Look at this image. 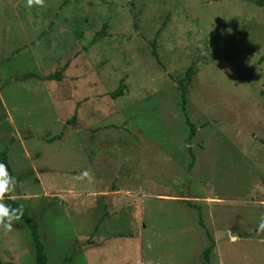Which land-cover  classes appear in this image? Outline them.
<instances>
[{
  "label": "rangeland",
  "instance_id": "rangeland-1",
  "mask_svg": "<svg viewBox=\"0 0 264 264\" xmlns=\"http://www.w3.org/2000/svg\"><path fill=\"white\" fill-rule=\"evenodd\" d=\"M26 2L0 0V151L48 262L206 264L212 245L208 264H264L263 9ZM67 59L61 80L35 76ZM0 261L35 264L19 220L0 227Z\"/></svg>",
  "mask_w": 264,
  "mask_h": 264
},
{
  "label": "trees",
  "instance_id": "trees-1",
  "mask_svg": "<svg viewBox=\"0 0 264 264\" xmlns=\"http://www.w3.org/2000/svg\"><path fill=\"white\" fill-rule=\"evenodd\" d=\"M248 1L253 2L257 6H260L264 11V0H248ZM104 26H105V23L103 24V28H104ZM103 28L99 32H96L94 38L92 39V43L97 41L102 36V34L104 32ZM151 44L154 46L153 42H151ZM151 53L157 59V53H156L155 48H153L151 50ZM260 59L263 60L264 55H262L260 57ZM68 64H69V61L67 59L65 61V63L59 69H57L53 72H50L46 75L36 74L35 76L37 78H40L43 80H61L62 76H63L62 72L67 68ZM194 72H195V67L193 65H190L186 69V71L184 72L183 76L180 77L179 79H177L178 86L180 89L182 106L186 101L187 84L190 82L191 76ZM122 89H123V85L120 82L118 84V86L116 87V89H114L112 92L109 93V96L111 98H115L116 96L121 95L123 92ZM75 120H76V112H74V114L67 120L66 124L75 123ZM185 120H186L188 127H189L188 138L191 139L195 135L196 126L192 122H190L188 120V118H186ZM187 150H188V153L190 155V161L188 163V167L190 168L192 166V163L194 160V154H193L190 147H188ZM0 162L5 164L6 170L9 174V176L13 177L12 169L8 163V160H7L6 149L0 151ZM3 203L7 206H10V209H16L21 205L16 199H14L10 196V193L5 194V198L3 200ZM19 221H21L25 225L27 230L29 231L35 264H50L47 260V256H46L45 251H44L43 243L41 242V240L39 238L37 226L32 224L31 221L28 219L27 213H26L24 207H23V214L20 216ZM211 250H212V245H209L202 252V256H203L206 264L209 263V254H210ZM0 264H16V263L8 262V261L7 262H1L0 261Z\"/></svg>",
  "mask_w": 264,
  "mask_h": 264
},
{
  "label": "clouds",
  "instance_id": "clouds-1",
  "mask_svg": "<svg viewBox=\"0 0 264 264\" xmlns=\"http://www.w3.org/2000/svg\"><path fill=\"white\" fill-rule=\"evenodd\" d=\"M35 3L36 5H42L43 0H27L26 6L31 7ZM83 176L87 177L88 173H82ZM16 181L14 177H10L4 163L0 162V227L5 231L11 230L12 222L19 220L23 214V205H20L16 209H10L3 203L6 193H10L13 190V186ZM264 229V217L261 218L258 230Z\"/></svg>",
  "mask_w": 264,
  "mask_h": 264
},
{
  "label": "crops",
  "instance_id": "crops-1",
  "mask_svg": "<svg viewBox=\"0 0 264 264\" xmlns=\"http://www.w3.org/2000/svg\"><path fill=\"white\" fill-rule=\"evenodd\" d=\"M41 75V74H40ZM65 78V77H64ZM125 176H128L127 174Z\"/></svg>",
  "mask_w": 264,
  "mask_h": 264
}]
</instances>
